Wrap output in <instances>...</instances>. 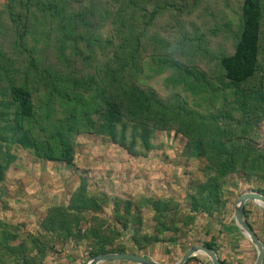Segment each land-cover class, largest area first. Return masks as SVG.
Returning <instances> with one entry per match:
<instances>
[{
	"label": "trees",
	"instance_id": "trees-1",
	"mask_svg": "<svg viewBox=\"0 0 264 264\" xmlns=\"http://www.w3.org/2000/svg\"><path fill=\"white\" fill-rule=\"evenodd\" d=\"M238 1L239 24L226 25L232 50L215 56L209 73L197 54H182L178 44L158 35V16L176 9L172 0H2L0 205L7 204L5 173L16 159L12 145L69 166L81 134L103 137L132 156L148 154L157 133L184 137L206 166L188 196L187 225L199 213L224 212L230 175L264 181V141L251 139L264 123V0ZM162 71L168 72L166 95L155 86ZM110 200L113 226L106 230L101 214ZM143 207L151 210L152 232L143 228ZM179 207L173 197L92 194L81 181L66 204L46 208L34 233L20 234L18 224L0 219V264H44L49 254L62 252L57 243L82 246L85 258L134 253L118 242L130 228L137 251L156 242L173 244L181 228L168 216ZM201 244L219 256L213 239Z\"/></svg>",
	"mask_w": 264,
	"mask_h": 264
},
{
	"label": "rangeland",
	"instance_id": "rangeland-1",
	"mask_svg": "<svg viewBox=\"0 0 264 264\" xmlns=\"http://www.w3.org/2000/svg\"><path fill=\"white\" fill-rule=\"evenodd\" d=\"M173 1L176 9L167 10L158 16V35L169 45L178 44L179 48L177 46L175 48L180 49L182 54L184 52L193 56L194 53L197 54L199 62L206 69H213L215 56L222 50L227 52L232 50L228 26L237 28L239 24L240 1ZM183 41L185 44L181 47ZM41 46L45 48V42H39L38 47ZM159 50L166 51L162 47ZM47 56L50 59L52 57L51 54ZM212 69L207 71L210 73ZM167 74V71L158 73V80L155 81V86H158L163 95L170 93V87L165 86L164 80ZM258 131L259 135L251 139L261 144L264 141V123L260 124ZM152 141L154 148L148 154L132 156L119 145L103 137L81 134L76 138L74 159L69 166L36 159L30 150L12 145L11 152L16 159L5 173L7 204L0 205V219L13 225L18 224L20 234L34 233L39 229L46 208L50 205L66 204L70 194L81 181L86 183L89 193H106L110 198L137 200L143 196L173 197L180 205L175 215L168 216L169 223L181 228L175 235L177 238L175 243L156 242L137 251L129 239L132 228L126 230L118 241H123L126 248L133 250L134 253L172 264L179 259L185 247L189 248L195 242L208 238V232L217 229L218 222L234 227L232 206L241 193L257 188L264 190L263 180L254 178L247 180L239 173L230 175L223 188L227 199L224 212H214L215 216L211 217L212 219L199 215L196 221L187 225L184 218L189 214L188 196L204 179L205 161L194 155L188 141L181 135L161 132L157 133ZM111 202L112 200L104 206L101 214L108 220L106 230L113 226ZM246 208L251 210L249 220L262 234L264 218L260 211L253 208L249 201L246 202ZM141 212L143 228L152 232L154 226L151 210L149 207H143ZM260 226L262 228H259ZM235 228L240 232L238 227ZM174 234L165 233L167 236ZM188 264H197V260L193 258Z\"/></svg>",
	"mask_w": 264,
	"mask_h": 264
},
{
	"label": "crops",
	"instance_id": "crops-1",
	"mask_svg": "<svg viewBox=\"0 0 264 264\" xmlns=\"http://www.w3.org/2000/svg\"><path fill=\"white\" fill-rule=\"evenodd\" d=\"M246 202L244 205V216L246 215L245 218L247 222L250 224V226L257 234V236L260 238V240L264 243V238H263L264 229L261 230L262 232L261 234L259 230L256 229L254 224L249 220L250 219L249 214L251 213V210L246 208ZM249 202L252 204L253 208L260 211L261 215L262 213L264 214V211L259 209L253 202L251 201ZM199 215L210 217L205 213H199L196 215L194 221H196V218ZM216 226L217 229H212L211 231L208 232L207 234L209 235L208 238L201 241H197L193 245L201 244L204 241H209L210 239H213L217 245L219 256L220 254H222V256L226 259L227 263L252 264L255 259L256 251L253 245L248 241V239L242 233L237 231V229L235 228V226L237 227L236 223L234 227L231 224L230 225L220 224V222H218ZM219 226H222V228H220ZM259 228H262V226H260ZM57 248L62 250V252L60 254L57 253H52L51 255L49 254L45 259L44 264H83L85 260V256L82 255L83 253L82 246L80 245L77 246L76 244L73 243H65L62 246L60 243H57ZM262 264H264V258Z\"/></svg>",
	"mask_w": 264,
	"mask_h": 264
},
{
	"label": "water",
	"instance_id": "water-1",
	"mask_svg": "<svg viewBox=\"0 0 264 264\" xmlns=\"http://www.w3.org/2000/svg\"><path fill=\"white\" fill-rule=\"evenodd\" d=\"M246 201L253 202L259 209L264 211V194L259 191H245L233 202V218L240 232L253 245L256 255L252 264H262L264 258V243L254 232L244 216V205ZM203 254L211 264H223L217 253L211 248L202 245H192L172 264H184L190 257ZM130 262L132 264H166L155 260L152 257L129 252H112L96 254L86 257L83 264H101L104 262Z\"/></svg>",
	"mask_w": 264,
	"mask_h": 264
},
{
	"label": "built area",
	"instance_id": "built-area-1",
	"mask_svg": "<svg viewBox=\"0 0 264 264\" xmlns=\"http://www.w3.org/2000/svg\"><path fill=\"white\" fill-rule=\"evenodd\" d=\"M197 256V255H196ZM195 260H197V264H207L204 260H202L201 258H196L195 256H192ZM192 258V259H193ZM191 259V260H192ZM190 262V261H189Z\"/></svg>",
	"mask_w": 264,
	"mask_h": 264
},
{
	"label": "flooded vegetation",
	"instance_id": "flooded-vegetation-1",
	"mask_svg": "<svg viewBox=\"0 0 264 264\" xmlns=\"http://www.w3.org/2000/svg\"><path fill=\"white\" fill-rule=\"evenodd\" d=\"M255 190L259 191L258 189H255ZM255 190H253V191H255Z\"/></svg>",
	"mask_w": 264,
	"mask_h": 264
}]
</instances>
